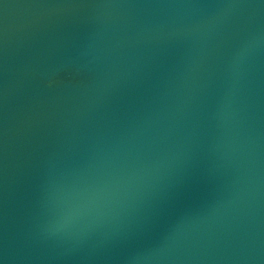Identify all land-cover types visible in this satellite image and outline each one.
<instances>
[{"label": "water", "instance_id": "1", "mask_svg": "<svg viewBox=\"0 0 264 264\" xmlns=\"http://www.w3.org/2000/svg\"><path fill=\"white\" fill-rule=\"evenodd\" d=\"M0 264H264V0H0Z\"/></svg>", "mask_w": 264, "mask_h": 264}]
</instances>
